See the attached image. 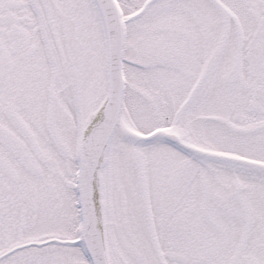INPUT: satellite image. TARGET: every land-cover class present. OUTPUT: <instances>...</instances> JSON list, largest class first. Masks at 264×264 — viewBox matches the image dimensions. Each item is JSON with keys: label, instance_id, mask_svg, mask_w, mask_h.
Here are the masks:
<instances>
[{"label": "snow or ice", "instance_id": "1", "mask_svg": "<svg viewBox=\"0 0 264 264\" xmlns=\"http://www.w3.org/2000/svg\"><path fill=\"white\" fill-rule=\"evenodd\" d=\"M0 264H264V0H0Z\"/></svg>", "mask_w": 264, "mask_h": 264}]
</instances>
